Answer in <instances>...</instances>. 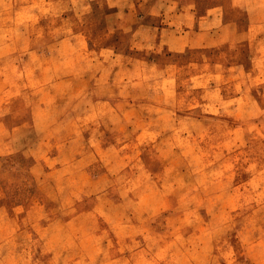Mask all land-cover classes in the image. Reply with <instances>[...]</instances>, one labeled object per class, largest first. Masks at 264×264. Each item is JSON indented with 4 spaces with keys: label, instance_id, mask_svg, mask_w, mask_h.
I'll return each mask as SVG.
<instances>
[{
    "label": "rangeland",
    "instance_id": "1",
    "mask_svg": "<svg viewBox=\"0 0 264 264\" xmlns=\"http://www.w3.org/2000/svg\"><path fill=\"white\" fill-rule=\"evenodd\" d=\"M149 1L0 0V264H264V0Z\"/></svg>",
    "mask_w": 264,
    "mask_h": 264
},
{
    "label": "crops",
    "instance_id": "2",
    "mask_svg": "<svg viewBox=\"0 0 264 264\" xmlns=\"http://www.w3.org/2000/svg\"><path fill=\"white\" fill-rule=\"evenodd\" d=\"M116 1H124L127 2L125 3V5H119L118 6H122V12L127 14V13H139L141 11L144 10V6L147 5L146 2H148V0H144L143 4H142V0H116ZM130 3V5H126ZM150 6H147V12L149 14H157L156 10H163L165 11V13L169 12V20L168 23H164V25L160 27H156V26H152V24H148V22H144V17L138 18L139 20H136L134 22V24L132 25V27L130 28V30L128 31L131 39L134 38L135 40V45H142L144 43H154V42H160L161 44H172L173 43H177V39H173V38H169L166 35V31L168 30L167 28H165L166 25L169 24V27L171 29L176 30V33L182 34V27H181V20L183 18L189 20L191 18L192 15V11L194 8L193 4L188 5V7L186 6H181L179 7V3L176 0H150L149 1ZM121 4V3H120ZM144 5V6H143ZM168 6V9H167ZM161 12V11H160ZM159 14V13H158ZM138 17V16H137ZM166 24V25H165ZM187 34H191L192 30L189 31L188 27H187ZM193 33V32H192ZM176 34V35H177ZM179 37V36H178ZM230 38L226 37L225 40H229ZM79 40V38L77 39ZM138 48V47H137ZM92 52H96L97 55H100V51H94L91 50ZM14 56V54H12ZM116 56H119V54H115ZM3 60V56L0 55V77H2L4 75V64L1 63ZM11 70L15 71V63L12 62L11 64ZM1 81V80H0ZM0 87H1V83H0ZM0 96H4L3 94V88H0ZM14 130H18V128H13Z\"/></svg>",
    "mask_w": 264,
    "mask_h": 264
}]
</instances>
